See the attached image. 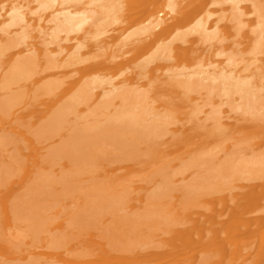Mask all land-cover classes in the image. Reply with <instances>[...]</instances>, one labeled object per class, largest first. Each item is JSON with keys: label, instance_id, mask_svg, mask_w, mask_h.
<instances>
[{"label": "bare ground", "instance_id": "6f19581e", "mask_svg": "<svg viewBox=\"0 0 264 264\" xmlns=\"http://www.w3.org/2000/svg\"><path fill=\"white\" fill-rule=\"evenodd\" d=\"M115 263L264 264V0H0V264Z\"/></svg>", "mask_w": 264, "mask_h": 264}, {"label": "rangeland", "instance_id": "374dc122", "mask_svg": "<svg viewBox=\"0 0 264 264\" xmlns=\"http://www.w3.org/2000/svg\"><path fill=\"white\" fill-rule=\"evenodd\" d=\"M114 28H118L117 26H115V27H113L112 29H114ZM115 33H112L111 35H114ZM105 39V37H103V38H101V40H104ZM123 49H125V48H123ZM44 145H46V144H44ZM132 196H136V197H133L132 198V200H136L137 198H138V196L136 195V194H133ZM134 203H131L130 205H133ZM108 224H104V225H100V226H98V227H96V228H94L93 230H92V235L94 236V237H97V236H105V235H108ZM103 247H105V245L103 246ZM97 253V251L96 252H94V254H96ZM131 255L129 254L128 255V257H130ZM249 262H250V260H248ZM115 264H117V263H115Z\"/></svg>", "mask_w": 264, "mask_h": 264}]
</instances>
